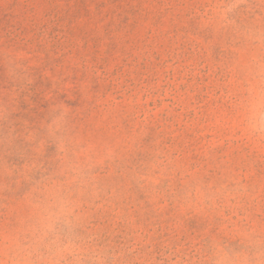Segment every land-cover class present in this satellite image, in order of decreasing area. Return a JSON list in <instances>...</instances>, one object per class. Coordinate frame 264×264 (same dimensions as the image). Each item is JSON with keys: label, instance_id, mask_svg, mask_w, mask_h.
Here are the masks:
<instances>
[{"label": "rangeland", "instance_id": "rangeland-1", "mask_svg": "<svg viewBox=\"0 0 264 264\" xmlns=\"http://www.w3.org/2000/svg\"><path fill=\"white\" fill-rule=\"evenodd\" d=\"M0 264H264V0H0Z\"/></svg>", "mask_w": 264, "mask_h": 264}]
</instances>
